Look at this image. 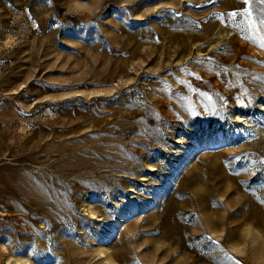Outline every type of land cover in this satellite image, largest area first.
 Here are the masks:
<instances>
[{
    "label": "rangeland",
    "instance_id": "rangeland-1",
    "mask_svg": "<svg viewBox=\"0 0 264 264\" xmlns=\"http://www.w3.org/2000/svg\"><path fill=\"white\" fill-rule=\"evenodd\" d=\"M66 3L0 0V264H264V3Z\"/></svg>",
    "mask_w": 264,
    "mask_h": 264
},
{
    "label": "clouds",
    "instance_id": "clouds-1",
    "mask_svg": "<svg viewBox=\"0 0 264 264\" xmlns=\"http://www.w3.org/2000/svg\"><path fill=\"white\" fill-rule=\"evenodd\" d=\"M132 2L133 0H120L118 6L124 8ZM107 5V0H67L65 14L80 19L81 24L86 25L100 18Z\"/></svg>",
    "mask_w": 264,
    "mask_h": 264
},
{
    "label": "bare ground",
    "instance_id": "bare-ground-1",
    "mask_svg": "<svg viewBox=\"0 0 264 264\" xmlns=\"http://www.w3.org/2000/svg\"><path fill=\"white\" fill-rule=\"evenodd\" d=\"M260 111H263V109L262 108H260ZM254 117H247V118H245V117H242V115H236L235 116V118H234V120L233 121H235L236 123H240V124H242L243 126H245V127H247V130H249L250 131V134H248L249 136H253V135H255L257 132L254 130V127H256V123H254V119H253ZM181 141H180V137H177V139H176V143H180ZM264 142V141H263ZM172 151V150H171ZM175 151V150H174ZM147 168L146 169H148V171H154V170H156V168H155V165L154 164H147ZM158 170V169H157ZM147 176H145V175H141V178H140V180H143V181H147ZM130 188V187H129ZM129 191H135L133 188H130L129 189ZM136 192V191H135ZM89 215H90V218L91 219H97V220H101L102 218H101V216L100 215H98L97 214V212L95 211V210H90L89 212ZM103 251L100 249L99 250V253H102ZM105 264H114L113 263V261H112V259L110 258V257H108L107 259H106V261H105Z\"/></svg>",
    "mask_w": 264,
    "mask_h": 264
},
{
    "label": "snow or ice",
    "instance_id": "snow-or-ice-1",
    "mask_svg": "<svg viewBox=\"0 0 264 264\" xmlns=\"http://www.w3.org/2000/svg\"><path fill=\"white\" fill-rule=\"evenodd\" d=\"M244 2H245V3H248L249 0H244ZM259 2H260V3H264V0H259ZM49 3H51V0H49ZM173 14H175V13H173ZM247 14H248V15H251L250 12L247 13ZM231 15H232V16H236V15H238V13L233 12V13H231ZM260 23H261V24H264V20H261ZM262 46H264V45H262Z\"/></svg>",
    "mask_w": 264,
    "mask_h": 264
}]
</instances>
